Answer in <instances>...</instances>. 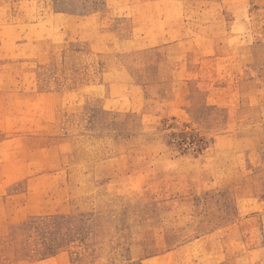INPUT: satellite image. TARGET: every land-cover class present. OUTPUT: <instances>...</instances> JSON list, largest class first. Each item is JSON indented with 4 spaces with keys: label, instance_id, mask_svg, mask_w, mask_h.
I'll use <instances>...</instances> for the list:
<instances>
[{
    "label": "rangeland",
    "instance_id": "rangeland-1",
    "mask_svg": "<svg viewBox=\"0 0 264 264\" xmlns=\"http://www.w3.org/2000/svg\"><path fill=\"white\" fill-rule=\"evenodd\" d=\"M0 264H264V0H0Z\"/></svg>",
    "mask_w": 264,
    "mask_h": 264
}]
</instances>
